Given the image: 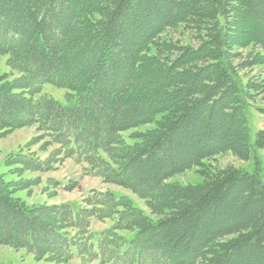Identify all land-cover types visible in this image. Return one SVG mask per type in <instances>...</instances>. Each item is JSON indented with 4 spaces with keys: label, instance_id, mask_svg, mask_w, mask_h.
<instances>
[{
    "label": "trees",
    "instance_id": "16d2710c",
    "mask_svg": "<svg viewBox=\"0 0 264 264\" xmlns=\"http://www.w3.org/2000/svg\"><path fill=\"white\" fill-rule=\"evenodd\" d=\"M255 16L251 0H0L10 69L0 74V137L36 126L30 145H58L45 159L20 152L8 163L48 172L73 158L148 209L113 190L84 205L27 204L17 193L39 181L0 174V245L56 263L76 249L102 264H264V125L252 124L257 87L245 72L264 67V34L246 32ZM44 84L68 90L67 102L36 98ZM226 152L252 170L212 171L206 162ZM192 168L203 182L171 180ZM92 219L114 221L95 243Z\"/></svg>",
    "mask_w": 264,
    "mask_h": 264
},
{
    "label": "rangeland",
    "instance_id": "374dc122",
    "mask_svg": "<svg viewBox=\"0 0 264 264\" xmlns=\"http://www.w3.org/2000/svg\"><path fill=\"white\" fill-rule=\"evenodd\" d=\"M254 7H257L261 12L260 17L251 18L247 34L259 35L264 34V3L260 0H251ZM263 7H262V6ZM261 8V9H260ZM263 10V11H262ZM150 20V19H149ZM174 38H181L178 32L173 33ZM183 43H191L193 46H197V41L191 37L182 36ZM242 59L246 58L248 51L241 50ZM7 56L0 55V74L10 72L7 64ZM248 73L249 78L256 84V91L254 95V101L252 102V124L261 127L264 124V115H262L264 108V67L256 66L245 70ZM18 76V73H14V77ZM68 90L64 88H58L52 84H44L40 95H51L54 99L61 103L67 102ZM222 118L219 117L213 127V135L209 142L221 143L224 141L225 126H220ZM227 124V123H226ZM101 125H104L102 122ZM152 125L142 126L139 129L146 130ZM200 127H203L202 123H199ZM236 126H232L231 129H235ZM130 130L124 132V136L127 142H133L129 136ZM42 132L37 130L36 126H27L13 130L12 132L0 137V174L3 175L6 181L13 180H38L39 182L26 190L19 191L17 196L24 200L27 204H57L62 202H70L75 205H84L85 198L93 194V192L113 190L117 195H128L133 201L141 208L147 209L143 200L135 196L131 191L123 187L108 184L103 181L101 177L93 175L89 171V165L85 162H77L73 158H59L54 161V169L48 172H33L29 170L19 171L20 165L16 163L9 164L8 157L11 154H28L35 152L40 158L45 159L48 155L58 147L57 144H50L47 150H41V147L49 140V137H45L40 142L30 145L34 137L41 135ZM199 138V137H198ZM197 137L194 138L198 140ZM47 146V145H46ZM210 165L211 170L215 171L223 169L229 165L236 167H243L252 170L251 162L242 160L234 155L232 152H226L217 155L215 159L206 162ZM137 175V174H136ZM204 176L196 171V168L185 171L182 174L171 178L172 181H179L182 184H199L203 182ZM114 223L112 219L105 221H97L92 219L91 231L94 234V243L97 234L104 228L111 226ZM121 234L130 238L132 233L130 231H121ZM73 257L68 263H56L50 260L41 259L38 260L34 255L25 249H15L10 246L0 245V264H102L100 260H94L92 262L84 261L78 254L76 249H72ZM259 260H256L253 264H259ZM109 264V263H108Z\"/></svg>",
    "mask_w": 264,
    "mask_h": 264
}]
</instances>
